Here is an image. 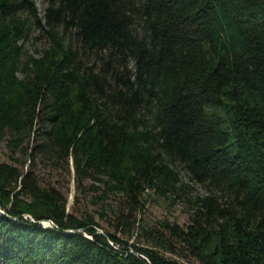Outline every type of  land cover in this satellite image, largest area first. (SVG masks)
<instances>
[{
	"label": "trees",
	"instance_id": "16d2710c",
	"mask_svg": "<svg viewBox=\"0 0 264 264\" xmlns=\"http://www.w3.org/2000/svg\"><path fill=\"white\" fill-rule=\"evenodd\" d=\"M32 26L47 39L37 57L19 45ZM5 134L0 264H182L160 250L264 264V0H47L41 14L32 0H0ZM164 156L222 202L193 196L185 225L142 227L153 248L127 243L116 232L141 226L144 189L178 180ZM37 158H70L76 187L96 182L101 205L117 196L114 232L69 212L39 183Z\"/></svg>",
	"mask_w": 264,
	"mask_h": 264
},
{
	"label": "rangeland",
	"instance_id": "374dc122",
	"mask_svg": "<svg viewBox=\"0 0 264 264\" xmlns=\"http://www.w3.org/2000/svg\"><path fill=\"white\" fill-rule=\"evenodd\" d=\"M47 0H32L34 6L41 14L42 9L46 5ZM22 15H27L26 11L21 12ZM47 44V39L40 29L31 27L27 35L19 41V45L22 53L26 55H32L37 57L40 55V50ZM86 58V57H85ZM87 59V63L91 64L93 61L92 56ZM20 77L21 74L19 73ZM143 112V119L147 122L148 112ZM147 118V120L145 119ZM141 123L138 125L140 127ZM8 138V134L4 135V139L0 142V161L6 163H14L10 158L9 150L5 145V139ZM33 142V141H32ZM32 144V143H30ZM19 163L24 162L22 169L25 170L28 164L27 156L25 154L19 156L14 155ZM164 162L177 172L178 180L173 183L172 189H166L164 194H160L158 189L145 188L143 191V208L140 211H135V217L140 227L133 232L131 237H126L119 232L116 235L127 243H135L139 246L153 248L151 246L154 239H151L147 235H143L141 232L142 227L159 229V223L166 221L168 223H176L179 226H183L188 223V218L192 210H194V204L189 200L193 196H205L212 195L217 200L222 202L219 192L213 188L208 187L205 184L193 181L187 171L176 160H170L164 156ZM35 173L38 181L42 186L52 187L65 195L67 203L66 209L69 212H73L75 215L89 214L98 223V232L102 229L113 233V227L108 224V221H112L114 215V209L117 202V196L109 194L108 198L104 200L101 205L94 198V191L91 185H96L91 179H83L81 184L76 187L71 159L67 160V164H61L54 167L51 165L47 158H37L35 162ZM101 205V206H100ZM101 213L100 216L99 214ZM106 219L108 221H106ZM45 224V222H42ZM159 250L157 248H154ZM165 257H170L182 264H196L192 259H184L178 257L169 252L159 251ZM188 261V262H187Z\"/></svg>",
	"mask_w": 264,
	"mask_h": 264
},
{
	"label": "water",
	"instance_id": "95a60500",
	"mask_svg": "<svg viewBox=\"0 0 264 264\" xmlns=\"http://www.w3.org/2000/svg\"><path fill=\"white\" fill-rule=\"evenodd\" d=\"M43 222H45V224H48L50 226H53V223L50 220H44ZM99 232L102 233L101 231H99Z\"/></svg>",
	"mask_w": 264,
	"mask_h": 264
}]
</instances>
